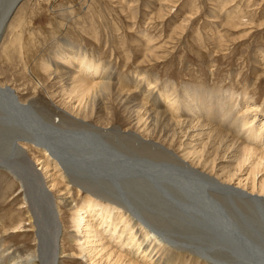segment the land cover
<instances>
[{"label":"bare ground","instance_id":"bare-ground-1","mask_svg":"<svg viewBox=\"0 0 264 264\" xmlns=\"http://www.w3.org/2000/svg\"><path fill=\"white\" fill-rule=\"evenodd\" d=\"M23 1L0 0V43ZM57 48L43 67L75 99L73 113L51 119L0 83V168L21 183L34 242L0 240V264H64L70 254L87 264H264V122L239 115L233 92L157 76L145 87L144 74L123 80L83 47ZM111 95L132 129L90 122L98 110L101 123L114 118ZM51 163L66 184L58 197ZM74 187L86 194L80 204ZM61 205L77 253L65 249Z\"/></svg>","mask_w":264,"mask_h":264},{"label":"rangeland","instance_id":"rangeland-1","mask_svg":"<svg viewBox=\"0 0 264 264\" xmlns=\"http://www.w3.org/2000/svg\"><path fill=\"white\" fill-rule=\"evenodd\" d=\"M63 41L93 53L123 80L144 74L145 80L157 76L160 83L174 82L178 89L191 84L216 93L233 92L238 95L239 115L254 120L256 128L264 122V0L23 1L0 43V83L14 88L23 102L37 104L51 119L73 113L71 102L76 104L64 94L63 83L49 77L43 67L44 60H53ZM27 52L32 53L27 56ZM32 66L41 85L28 71ZM105 102L114 110V118L109 116L108 123H101L98 110L89 117L90 122L133 128L115 96ZM151 103L158 104L153 99ZM257 146L264 147V135ZM225 151L220 154L229 152ZM30 155L35 162L45 159L36 149ZM50 166L49 184L58 197L66 184L52 163ZM72 195L79 204L86 197L75 187ZM27 207L21 183L6 168H0L1 241L15 248H31L34 242L26 226ZM61 207L65 249L75 247L77 253L70 238L71 212ZM75 256L70 254L64 264H87Z\"/></svg>","mask_w":264,"mask_h":264},{"label":"water","instance_id":"water-1","mask_svg":"<svg viewBox=\"0 0 264 264\" xmlns=\"http://www.w3.org/2000/svg\"><path fill=\"white\" fill-rule=\"evenodd\" d=\"M2 13H1V11H0V15H1Z\"/></svg>","mask_w":264,"mask_h":264}]
</instances>
